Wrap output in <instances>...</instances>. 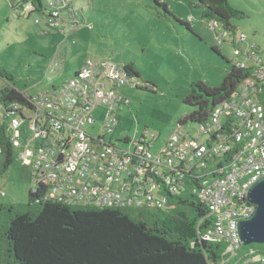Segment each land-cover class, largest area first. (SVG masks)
I'll return each instance as SVG.
<instances>
[{
	"label": "built area",
	"instance_id": "built-area-1",
	"mask_svg": "<svg viewBox=\"0 0 264 264\" xmlns=\"http://www.w3.org/2000/svg\"><path fill=\"white\" fill-rule=\"evenodd\" d=\"M65 3L52 2L48 22H58ZM209 27L216 33L219 23L210 20ZM226 36L224 29L216 34L219 43ZM233 55L235 65L251 67L250 76L212 109L205 125H197L192 133L186 130L185 135L178 128L160 148L155 147L156 134L147 129L132 141V147H127L128 137L114 138L117 110L128 102L118 89L127 84L136 87L137 79L125 64L108 59L86 57L72 77L32 95L30 106L0 101V117L7 119L0 125L15 143L22 136L20 125L27 122L31 137L18 144L23 149L17 156L29 165L33 181L46 186L45 198L68 205L164 208L165 197L157 193L154 176H162L170 191L176 192L178 178L170 172L181 163L207 171L216 157L237 144L229 163L201 181L197 195L213 222L201 238L226 244L220 264L235 257L233 264H263L264 255L253 256L259 252L256 246L241 250L246 245L241 243L238 223L254 214L256 206L248 200V191L264 177V60L241 50L239 44ZM96 116L101 124L91 132L87 127L94 130ZM224 123L227 135L218 133Z\"/></svg>",
	"mask_w": 264,
	"mask_h": 264
},
{
	"label": "rangeland",
	"instance_id": "rangeland-1",
	"mask_svg": "<svg viewBox=\"0 0 264 264\" xmlns=\"http://www.w3.org/2000/svg\"><path fill=\"white\" fill-rule=\"evenodd\" d=\"M40 1L46 9L55 0ZM19 2L0 0V89L15 86L32 96L72 77L86 57L129 64L138 73L137 87L127 84L118 89L128 102L117 110L113 134L118 139L127 136V147L145 129L157 135L155 147H162L179 120L195 108L184 103L193 83L220 86L235 57L232 36L219 43L216 34L222 26L216 33L211 30L196 0H79L74 13L83 15L72 23L65 12L57 23L48 22L39 9L26 17L33 8L31 0L20 3L24 16L18 15L14 7L19 9ZM158 3H165L171 15ZM228 3L244 13L231 18L236 44L242 50L255 47L254 54L264 60V0ZM241 58L251 63L244 55ZM6 120L0 117V122ZM100 124L96 116L94 130L87 129L95 132ZM196 127L187 121L182 134ZM19 129L22 136L13 145L12 163L0 176V202H26L35 184L29 165L17 156L23 149L18 144L31 137L27 122Z\"/></svg>",
	"mask_w": 264,
	"mask_h": 264
},
{
	"label": "trees",
	"instance_id": "trees-1",
	"mask_svg": "<svg viewBox=\"0 0 264 264\" xmlns=\"http://www.w3.org/2000/svg\"><path fill=\"white\" fill-rule=\"evenodd\" d=\"M22 1L26 0H20L19 9L14 8L19 11L18 15L24 16V7H20ZM62 1L66 3L59 13L65 12L70 19L79 21L83 13L81 10L79 16L74 13V3L79 0L53 2L58 5ZM158 4L171 15L165 3ZM195 4L203 9V18L217 21L232 36L236 47V27L231 18L244 13L232 8L228 0H196ZM31 5L34 9L26 17L36 9L50 16L49 6L44 9L40 0H31ZM213 49L219 53L217 46ZM248 50L255 52V47ZM231 63L220 86L210 87L202 81L193 83L184 103L195 108L179 120L178 128L185 126L187 121L205 125L212 109L235 93L240 83L250 76L251 67ZM125 66L130 75L138 76L131 65ZM0 101L30 106L31 95L15 86L3 87L0 89ZM228 132L227 123L218 131L226 135ZM215 137L211 136L212 139ZM13 145L5 127L0 125V176L12 163ZM237 149V144H234L229 151L216 157L207 171L199 172L181 163L170 172L178 178L176 192L170 191L162 176H154L157 193L165 197L164 208L68 205L45 198L46 186L34 182V187L28 190L26 202H0V264H220L226 244L201 238L213 222L207 205L199 200L197 194L202 179L217 175L216 169L226 166ZM31 177L33 180V175ZM249 246L259 249L254 257L264 255V243L242 246L241 250ZM236 260L237 257L222 264H233Z\"/></svg>",
	"mask_w": 264,
	"mask_h": 264
},
{
	"label": "water",
	"instance_id": "water-1",
	"mask_svg": "<svg viewBox=\"0 0 264 264\" xmlns=\"http://www.w3.org/2000/svg\"><path fill=\"white\" fill-rule=\"evenodd\" d=\"M248 200L256 206L254 214L238 223V233L243 245L264 243V177L248 191Z\"/></svg>",
	"mask_w": 264,
	"mask_h": 264
},
{
	"label": "crops",
	"instance_id": "crops-1",
	"mask_svg": "<svg viewBox=\"0 0 264 264\" xmlns=\"http://www.w3.org/2000/svg\"><path fill=\"white\" fill-rule=\"evenodd\" d=\"M34 8H32L31 10H33Z\"/></svg>",
	"mask_w": 264,
	"mask_h": 264
}]
</instances>
